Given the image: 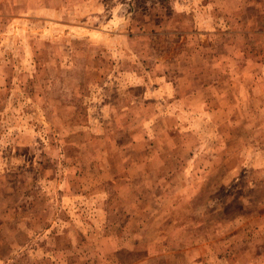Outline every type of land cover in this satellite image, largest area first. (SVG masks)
Returning <instances> with one entry per match:
<instances>
[{"label":"rangeland","instance_id":"obj_1","mask_svg":"<svg viewBox=\"0 0 264 264\" xmlns=\"http://www.w3.org/2000/svg\"><path fill=\"white\" fill-rule=\"evenodd\" d=\"M0 264H264V0H0Z\"/></svg>","mask_w":264,"mask_h":264},{"label":"crops","instance_id":"obj_2","mask_svg":"<svg viewBox=\"0 0 264 264\" xmlns=\"http://www.w3.org/2000/svg\"><path fill=\"white\" fill-rule=\"evenodd\" d=\"M180 163V162H179ZM139 201H141V200H139Z\"/></svg>","mask_w":264,"mask_h":264}]
</instances>
